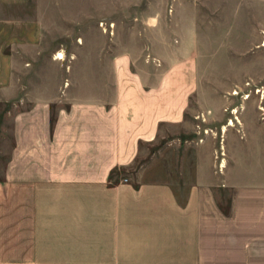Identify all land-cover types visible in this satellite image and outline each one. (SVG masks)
<instances>
[{
    "label": "crops",
    "instance_id": "crops-1",
    "mask_svg": "<svg viewBox=\"0 0 264 264\" xmlns=\"http://www.w3.org/2000/svg\"><path fill=\"white\" fill-rule=\"evenodd\" d=\"M33 5L0 0V106L27 103L0 173V264H264V170L242 180L203 154L183 200L127 176L142 144L184 122L194 71L172 65L152 82L121 53L110 85L95 69L19 84L56 29Z\"/></svg>",
    "mask_w": 264,
    "mask_h": 264
},
{
    "label": "rangeland",
    "instance_id": "rangeland-1",
    "mask_svg": "<svg viewBox=\"0 0 264 264\" xmlns=\"http://www.w3.org/2000/svg\"><path fill=\"white\" fill-rule=\"evenodd\" d=\"M52 1L34 0L36 15L46 14L56 29L45 30L44 50L29 72H19V84L58 85L63 71L84 82L75 76L95 69L104 75L100 85H110V59L121 53L152 82L172 65L194 71L184 122L142 144L129 178L169 182L183 200L203 154L242 180L264 170V0ZM58 52L64 59L53 61ZM24 107L0 106V173L12 147V115Z\"/></svg>",
    "mask_w": 264,
    "mask_h": 264
},
{
    "label": "bare ground",
    "instance_id": "bare-ground-1",
    "mask_svg": "<svg viewBox=\"0 0 264 264\" xmlns=\"http://www.w3.org/2000/svg\"><path fill=\"white\" fill-rule=\"evenodd\" d=\"M59 58L63 59V58H64V55L61 54V55L59 56ZM229 125H234V124H233V123H230Z\"/></svg>",
    "mask_w": 264,
    "mask_h": 264
}]
</instances>
